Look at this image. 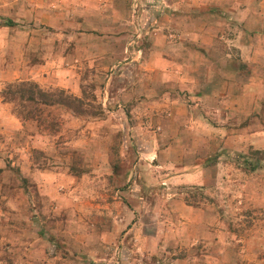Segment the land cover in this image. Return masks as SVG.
Returning a JSON list of instances; mask_svg holds the SVG:
<instances>
[{
  "label": "rangeland",
  "instance_id": "obj_1",
  "mask_svg": "<svg viewBox=\"0 0 264 264\" xmlns=\"http://www.w3.org/2000/svg\"><path fill=\"white\" fill-rule=\"evenodd\" d=\"M255 2L248 28L238 22L218 31L223 44H203L199 38H190L193 35L187 34V27L171 33L169 41L180 57V65L186 61L184 53L197 51L208 58L210 53L223 52L236 62L235 74L227 78L219 74L225 60H212V70L218 77H208L209 82L226 85L224 94L232 93L234 103L225 104L219 114L206 109V120L221 128L218 138L207 146L213 155L207 162L218 161L214 153L221 151L222 169L220 184L215 180L202 186L163 178L166 170L159 167V160L149 156L147 136L153 133V125L147 129L142 126L143 120L150 117L144 105L134 112L136 116L131 108L122 109L123 120L119 122L122 116L118 108L108 106L116 111L111 113L102 104L103 88L108 85L111 94L110 89L132 83L137 79L132 76L134 70L141 71L143 87L145 81L153 85V54L164 52L160 36L170 33L166 24L186 16L189 20L200 19L204 17L202 12L166 13L160 0H132L127 38H132L134 49L125 56V32L121 34L114 20L120 18V13L106 12L114 27L94 26L88 32L107 35L100 47L109 52L108 57L98 59L100 64L95 61L91 69L84 60L70 59L77 31L82 29L71 21L69 0H0V103H5L0 105V264H70V248L80 243L93 224L101 226L103 222L112 230L121 229L116 220H103L99 215L108 211L123 213L126 204L133 208L134 186L145 198L140 202L143 214L151 202L162 207L169 199L203 208L205 216L199 227L206 231L201 238L205 252L192 238L189 242L196 245L195 249L180 255L190 254L196 262L199 260L195 258L201 256V264H264V13H257V4L264 7V0ZM98 4L103 5V0ZM8 19L16 24L5 25ZM190 32L198 33V29L190 27ZM74 64L79 67L81 97L71 92L75 78L69 79ZM38 75L43 82L35 78ZM222 81L225 84H220ZM26 82L38 83L56 97L64 90L66 96L77 101L71 100L68 106H46L13 98L11 90ZM141 98L144 102L153 94L142 92ZM7 119H18L22 129L8 130ZM254 163L258 164L256 170L251 169ZM170 169L175 170L173 166ZM184 222L180 217L171 221L137 216L127 228L136 224L142 233H153V244H166L173 231L190 234L192 225ZM180 232L174 234L179 243L186 237ZM112 253L100 252L98 257ZM71 254L77 257L74 264L107 263L94 260L90 253ZM167 254L154 253L153 261L166 264Z\"/></svg>",
  "mask_w": 264,
  "mask_h": 264
},
{
  "label": "crops",
  "instance_id": "obj_2",
  "mask_svg": "<svg viewBox=\"0 0 264 264\" xmlns=\"http://www.w3.org/2000/svg\"><path fill=\"white\" fill-rule=\"evenodd\" d=\"M98 2L99 0H69V6L73 13L71 21H75L76 27L82 29L77 31L76 42L74 43L70 59L79 62L84 60L86 61L85 64L91 69L94 68L95 61L98 59L102 61L108 57L107 54L109 52L103 51V46L102 48L100 47L105 42L107 35L103 37L92 32V30L88 32L89 29H94V26L103 28L114 27L111 25V19H107L106 12L120 13V18L114 20H116L115 23L118 29L121 30V34L123 31L125 32L122 34L123 38H126L125 49L122 52L124 56L125 52L134 49V43L131 42L132 38H127V32L131 27L132 0H103L104 4L101 6ZM160 4L166 13L174 10L181 12L196 10V12H202L204 17L189 20V18L187 19L188 16H186V19L184 17L182 21L171 20L170 23H167L166 27L168 26L170 33L168 34V31H166L163 35L160 34V37L164 39V45L162 46L164 52L159 55V52H154L153 54V85L145 81L146 85L143 87L140 84L142 79L141 71L138 70L136 72L134 70L132 76H137V79H133L132 83L118 86L117 89H110V91L112 90L111 94L108 85L103 88L104 97L102 104L109 112L115 113V110H111L108 107L114 104L118 108L117 113H121V116L123 114L122 109L125 107L131 108L133 110L131 112L135 116L136 113L134 112L138 108L143 105L146 107L150 117L147 121L144 119L143 124H141L142 126L145 125V129L148 128V125H153V133L147 136V138H150L149 156L153 161L159 160V167L166 170L165 172L163 171V178L166 177L169 182H181L187 185L205 186L215 180L218 181L217 184H220L222 163L219 159L222 153L221 151H218L217 154L214 153L218 161L209 163L207 158L213 155L207 151V146L211 140L218 138L216 136L221 132V128L211 125L205 118V112L207 111L206 109H209L219 114L225 104L230 103L231 105L234 103V96L232 93L225 95L224 91L226 88L224 87L226 85L224 87H220L219 84L213 85L209 82L208 77L214 74V76H217V71L213 72L212 70V60L218 59L219 62H221L222 58L225 60L219 67V74L227 78H231L230 76L235 74L236 62L223 52L210 53L208 54L210 58H208L205 53L197 51L196 53H184L183 60L186 61L183 65H180L178 62L180 57L173 52V45H171L169 40L172 38L173 29L181 28L180 30H183L187 27L189 28L186 30L187 34L189 36L190 33L193 35L190 38H199L198 40H201L203 44L213 42L223 44L218 31L237 25L238 22L245 23L243 26L248 28L247 20L255 11L256 2L255 0H160ZM257 7L260 8V10L257 8V13H264V7L261 4L260 7L257 4ZM209 14L214 16L213 22L209 20L211 17ZM239 15L243 18L239 19ZM151 26L153 27L154 24L152 23ZM190 27H196L198 33L190 32ZM157 33L159 34V32ZM215 33H217L216 37ZM189 36L186 38H189ZM78 68V64L72 66L73 76L69 80L72 77L75 79L71 83L73 86H69L75 96L81 97L83 92L77 81L80 80ZM126 68L127 66L125 65L124 73ZM35 78L43 82L39 75ZM220 84H225V81ZM142 92L153 94V98L144 100V102L143 100L141 101ZM3 104L0 103V105L4 106ZM9 117L13 118L12 115H9ZM108 120H111V116ZM122 120L123 116L119 122ZM131 120L133 121L132 117ZM7 121L6 126L8 128H6L10 131H18L23 127V124L18 119H7ZM199 124L203 128H200ZM131 129H135L134 123ZM230 138H225L226 145H228ZM172 166L175 170L170 169ZM137 189L134 186L133 194H131V196L135 197L131 201L133 202V208L126 204L123 213L115 215L108 211L99 215L103 220L104 218L109 221L111 218L112 221L116 220L121 229L112 230L105 226L103 222L101 226L93 224L92 230L82 235L84 238L79 240L80 243H76L70 248V258L68 259L70 264L76 262L77 257L71 254L74 252L90 253V257L94 258V260H107L106 264H159L157 262L159 260L153 261V258H155L154 253H162L164 251L169 254H167L168 257L165 259L166 264H201L200 260L201 262L203 260L201 256L195 258V260H199L196 262L193 261L194 259L190 254L180 255L179 252H190L195 249L196 245L189 242L192 238H195V241L198 242L197 248L201 247V251L205 252L204 246L206 245H201L203 242L201 238L205 237L206 231L199 227L205 216L203 208L191 205L185 201L169 199V201L164 202V207L158 205L157 202H154V204L151 202L149 209H147L148 213L146 211L143 214L140 202L145 200V198L141 196L140 192L137 194ZM137 206H140V209ZM212 210L215 212V206H213ZM147 215H149L150 219H161L164 217L167 220L171 219V221L180 217L185 220L183 225L187 224L189 227L192 225V229L190 234H186L185 231H173L170 237L171 240L166 244H153L152 232L147 233L145 231L142 233L136 224L132 228H127L128 222L131 223L135 217L139 216L141 218L142 216L143 218ZM212 231L208 230L207 233L210 232L215 235V232L213 233ZM178 232L182 233L183 236L186 235L181 243L176 239L177 236L174 238V234L179 235ZM155 236H160V233H155ZM118 240L119 244H117ZM147 240L148 244L145 243ZM112 241H115V245L112 244ZM110 250L114 254L98 257L100 252L108 253ZM213 251L216 252L215 248ZM116 252L118 257L115 256ZM218 262L220 263V260Z\"/></svg>",
  "mask_w": 264,
  "mask_h": 264
},
{
  "label": "trees",
  "instance_id": "obj_3",
  "mask_svg": "<svg viewBox=\"0 0 264 264\" xmlns=\"http://www.w3.org/2000/svg\"><path fill=\"white\" fill-rule=\"evenodd\" d=\"M16 22L12 19H8L5 22V25L7 26H13L15 25ZM11 92L13 93L14 97L13 98H21L28 102H32L34 104H44L46 106H54V105H59V104H64V105H69L71 102V100L77 101V99L75 100V98H70V96H66V94L64 93L65 91H61V96L56 97L55 94L53 93H49L45 90H43L38 83L35 82H26L24 84H22V87H19L18 89L15 90H11ZM28 93V95H26ZM19 94V95H18ZM16 95H18V97H15ZM73 102V101H72ZM258 164L254 163L252 165V170H256L257 169Z\"/></svg>",
  "mask_w": 264,
  "mask_h": 264
}]
</instances>
